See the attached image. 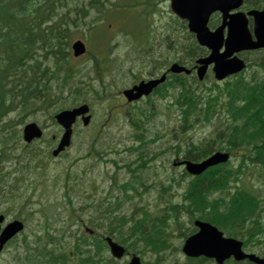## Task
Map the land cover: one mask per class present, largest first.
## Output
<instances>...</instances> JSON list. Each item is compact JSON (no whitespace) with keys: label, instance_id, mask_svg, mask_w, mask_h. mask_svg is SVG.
<instances>
[{"label":"trees","instance_id":"16d2710c","mask_svg":"<svg viewBox=\"0 0 264 264\" xmlns=\"http://www.w3.org/2000/svg\"><path fill=\"white\" fill-rule=\"evenodd\" d=\"M71 1L0 0V121L18 106L32 109V101L53 104V98H58L64 91L72 94L73 101L85 96L80 86L85 83L81 76L79 77L81 69L70 65L69 55V40L73 31L71 25H79L76 18L78 10L74 8L62 11ZM102 5V2H98L96 7L100 15ZM69 10L75 13L74 17ZM195 48L197 45L194 42L189 43L184 50L192 55ZM92 58L97 64L96 57ZM42 61L47 65H42ZM96 64L93 73L98 77ZM215 85L212 89H215L216 93L209 99L211 102H207L211 103L207 110L210 115L207 116L216 113V104L222 107L223 113L220 118H215L214 123L218 139L224 144H206L200 152L194 154L195 157L191 158L190 154L187 156L199 160L217 149L240 150L244 151L243 155L250 160L242 159L236 169L228 163L219 164L206 171L207 174L203 177H195L183 191L182 201L169 206L168 214L176 217L180 212H184L192 216L195 210L200 212L199 216L205 217L232 236L240 233L246 220H253L255 229L249 233L250 239H245L244 243L247 244L248 241L259 237L256 235V225L261 227L257 218L259 201L242 188H238L227 202L223 198H214L211 194L213 191L226 189L231 179L239 180L238 175L244 168L245 161L250 164L259 163L264 167V87L259 90L261 86L258 83L252 85L242 78L233 84L224 82L222 86ZM181 97L182 109L194 106L189 91H185ZM16 124L15 121L2 123L3 130L8 132L4 134L5 145L17 138L16 131H13ZM6 148L5 152L10 155L9 148ZM92 206L99 212V226L106 217L105 219L109 220V234L119 236L120 242L127 250L141 253H146L147 250L158 252L167 246L164 227L161 225L163 220L151 218L150 212H143V216L137 218L133 213L129 217H123L116 216L109 208L108 202L97 205L92 203ZM127 220L131 221L132 225L124 232L121 223ZM260 231H263V228L257 230ZM82 243L84 249L88 247L90 240L84 235ZM85 250L87 255L78 257L82 263L90 261L113 264L112 261L103 260L100 254L99 259L95 260L91 257L92 252ZM99 250L101 246L96 248V251ZM30 257L34 258L37 264H68L70 260L67 252L59 249H44L39 252L33 249Z\"/></svg>","mask_w":264,"mask_h":264},{"label":"rangeland","instance_id":"374dc122","mask_svg":"<svg viewBox=\"0 0 264 264\" xmlns=\"http://www.w3.org/2000/svg\"><path fill=\"white\" fill-rule=\"evenodd\" d=\"M124 5H130L129 1L126 2H120ZM118 8H115L110 13L109 21L110 23H113L114 26L130 29L133 31H136L137 34L141 33L142 30V24L139 20V15L142 13V9L139 6H133L134 8L129 7H123L121 4L118 5ZM161 7L163 9L164 14V20L168 19V13L169 11V5L168 1L163 0L161 2ZM170 21V19H168ZM164 21L161 19L157 22V30L154 33L153 36V48L159 49L160 40H161V29L163 26ZM109 26V25H108ZM107 27V25H106ZM109 30H111V26L108 27ZM101 29L95 28L92 33V37L90 40L93 41L94 46L91 45L90 42L87 41V49L88 50H94L97 52H102L105 50V39L104 36L100 32ZM112 31V30H111ZM80 28L77 30L76 33H80ZM110 34V33H109ZM85 35V32H84ZM78 36V34L74 35L75 39ZM112 36L116 37V35L112 34ZM72 39V40H73ZM119 39V38H117ZM86 43V42H85ZM118 43L112 44V46L117 45ZM130 45L119 43L118 47L112 49V51L117 52L118 54H110V57L116 58L119 67V72L124 73L123 77H119V75L116 74V71H112L115 65L108 70L105 71V77L104 81L109 82L111 78H114L117 85H121V83L128 84L130 82V76L128 75L129 72L126 71L129 65H131L133 72L137 71V66L135 63L130 64L129 58H126L125 55H133V53L139 51V50H145L144 48H138L134 49V51L130 50ZM142 54H145L142 52ZM97 57L101 55H96ZM72 64L75 66H81L84 70L89 71V69L92 66V61L87 59V56L84 55L80 58H72L71 59ZM146 73L148 72V68H141ZM82 75V78L89 80L90 76ZM91 85L93 88L100 89V82L96 79H91ZM101 90V89H100ZM108 90L110 91L109 94H107L108 97L112 98L113 95L117 94L118 91L115 87L112 88V86H108ZM89 101L92 102V121L90 126L94 128H85L79 121V123L76 125L75 133L73 136V142L71 148H69L65 154L62 157L55 158L51 160L50 168L53 175H60L61 180L62 177L67 173L66 171H70L72 175L78 174L76 177V183L75 179L71 181L74 182L75 188L74 191L76 195H71L73 206L75 208H80V216L83 218V221L90 217L92 214H94L93 209L89 205L90 203H94L98 201L99 199L103 198L105 196V193L110 192V181L108 175H115L116 181H122L124 179H127L128 173L125 171V169L117 170L114 168V166L110 163V157L115 158L119 164L124 163L123 160H126L127 158H133L132 155H129L126 153L124 146L128 144H132L131 141L128 139V136L131 134V128L126 119L122 115L121 108L120 110L114 109L115 114L112 115L111 111L112 109H109L108 99H100L95 96L94 92L90 91L88 94ZM113 111V112H114ZM15 113H12L10 116H14ZM16 118V117H15ZM158 118L163 119V128L171 126L169 123H165V115H159ZM24 122H28L31 120L37 121L39 123L45 124L46 132L50 133L53 132L55 127L53 123L47 119L43 114L39 113H33L27 116L23 117ZM22 125H20L21 128ZM205 128V127H204ZM94 129V130H91ZM204 132H196L195 136H200ZM48 136V134H47ZM113 150H116L117 153L112 152ZM102 156V158L98 155ZM123 159V160H122ZM236 162V159L234 160ZM156 165L155 167L147 168L143 173L145 176H147L148 184L151 186L152 184L156 183L157 181H160L161 179L167 180V178L170 177L171 169L168 166L161 167L160 164L157 162L151 164ZM164 170V171H162ZM180 172V170H178ZM253 174L256 176V173L253 172ZM252 176V175H250ZM242 180H246V178H243ZM255 188L260 187L259 181H257L254 177L249 179ZM187 181V178L183 179V184H185ZM115 188V187H114ZM112 189L111 191H113ZM112 194L117 193V191L114 190V192H111ZM133 198L131 202L129 200H124L122 196L121 197V204L119 205L120 209L119 212L129 214L130 211L134 208V206H140V204L145 203V201L148 202V206L152 209L154 207L161 208L163 207V204H157V197H158V191L156 189H150L148 192L142 194V196H139L135 191H132ZM261 194H264V191L261 190ZM112 198V196H110ZM51 200L56 202L58 205V208L60 210H64L65 208H68L67 205L63 203L65 200V197L62 194V188L59 186L55 190H53V193L51 194ZM115 203H113L114 205ZM112 205V206H113ZM122 206V207H121ZM59 211V210H58ZM263 218H264V210H263ZM184 221L183 227H188L189 224L187 223L186 217L181 219ZM31 225V224H30ZM75 226V225H73ZM171 234H172V240L171 243L173 246L177 247L180 244L181 238L178 236V232L174 230L173 224L171 225ZM74 230L75 228L72 227ZM28 240H30V236H28ZM66 242H69V240H66ZM64 243V242H63ZM66 244V243H64ZM68 245V244H66ZM107 252V251H106ZM105 254L107 255V253ZM148 259V256H146ZM149 258H152V256ZM163 262V264H171L174 260L181 262L184 260V255L182 252L176 251V253H170L169 251H166V253L162 254V257L160 258ZM10 260L9 254H4L0 257V264H4L5 262H8ZM26 264V263H24ZM162 264V263H160Z\"/></svg>","mask_w":264,"mask_h":264},{"label":"water","instance_id":"95a60500","mask_svg":"<svg viewBox=\"0 0 264 264\" xmlns=\"http://www.w3.org/2000/svg\"><path fill=\"white\" fill-rule=\"evenodd\" d=\"M241 0H171L172 10L182 18H186L189 22V29L196 34L197 40L201 45L207 46L211 53L209 57L200 60L201 66L200 73L205 70V66L211 62L214 63V71L217 78H223L226 74L240 70L243 67L242 61L237 58H228L234 51L241 49H249L258 46H264V21L259 19L258 30L256 35L259 38V43L251 42L249 32L246 30V22L241 18V14L229 15L228 11L237 7ZM220 10L223 14V20L230 18L232 21L224 22L221 26L217 27L214 31L208 30L206 27L208 16L214 10ZM227 26V36L224 40L225 50L219 53L223 41V29ZM74 55L84 52V45L80 40H76L72 44ZM148 86L140 85L135 87L137 93L132 95L134 98L147 92ZM131 90L124 91L132 93ZM127 95V94H126ZM128 98H131L127 95ZM88 110L87 105H81L72 110H64L58 113L55 117L57 121L65 127L64 134L54 154L62 150L65 145L69 143L71 134V124L73 123L76 115L83 114ZM89 116L83 117V123L86 124ZM40 131L35 124H28L24 128V139L30 140L34 136H39ZM225 159V157H224ZM211 159L197 166L187 165L190 172H198ZM201 224V230L194 236L189 237L183 247V250L188 255L205 254L207 256H214L221 262L229 254L233 253L236 258H242L244 255L240 252V243L230 239L221 238L220 234L216 232L215 228ZM112 251L116 255H121L122 248L112 244ZM253 258L252 256H250ZM255 259V258H253ZM257 260V259H255ZM260 264H264L263 260H257ZM129 264H139L137 258H133Z\"/></svg>","mask_w":264,"mask_h":264},{"label":"flooded vegetation","instance_id":"af4514ba","mask_svg":"<svg viewBox=\"0 0 264 264\" xmlns=\"http://www.w3.org/2000/svg\"><path fill=\"white\" fill-rule=\"evenodd\" d=\"M145 56V63L151 67L148 68L146 79L155 78L165 72L167 77H172V73L167 72V68L174 60L176 62L179 60V55H172L166 63L163 55ZM192 67L194 68L195 64ZM1 158L0 155V160ZM48 177L49 172L45 165L38 163L15 165L0 162V216H2L0 232L6 224L13 220L25 221L23 212L20 213L19 201L27 203L45 191L49 182ZM42 186L43 190H41ZM16 198L18 202L13 204L12 202ZM15 240L16 236L8 240L3 245L2 251L5 252Z\"/></svg>","mask_w":264,"mask_h":264}]
</instances>
